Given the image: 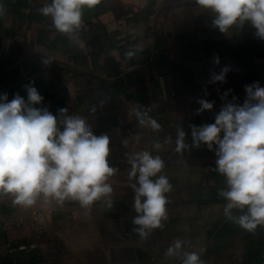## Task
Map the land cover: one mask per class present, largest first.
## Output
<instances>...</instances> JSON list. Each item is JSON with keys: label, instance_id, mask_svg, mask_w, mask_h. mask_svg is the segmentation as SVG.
Instances as JSON below:
<instances>
[{"label": "crops", "instance_id": "1", "mask_svg": "<svg viewBox=\"0 0 264 264\" xmlns=\"http://www.w3.org/2000/svg\"><path fill=\"white\" fill-rule=\"evenodd\" d=\"M51 2L0 0V97L27 101V87H35L43 99L34 107L58 121L67 109L94 135H106L112 192L90 210L71 199L45 205L42 195L26 209L0 196V264H184L191 252L203 264H264V225L249 232L225 215L221 192L229 186L217 170L219 146H196L192 136L193 126L214 124L227 105L242 107L246 87L264 88V38L251 22L221 32L216 14L196 0H101L83 9L70 38L41 13ZM201 100L212 108L200 111ZM136 111L160 127L141 125ZM179 131L186 147L177 152ZM143 151L164 162L150 179L165 176L172 186L164 194L167 218L145 237L133 224L142 215L131 187H139V173L130 177V159ZM35 211L43 212L39 234L31 227ZM246 212L234 208L231 216ZM177 240L182 247L166 255Z\"/></svg>", "mask_w": 264, "mask_h": 264}, {"label": "clouds", "instance_id": "2", "mask_svg": "<svg viewBox=\"0 0 264 264\" xmlns=\"http://www.w3.org/2000/svg\"><path fill=\"white\" fill-rule=\"evenodd\" d=\"M101 0H52L40 9L44 16H51L55 29L75 38L81 29L83 9H91ZM196 3L216 14L214 24L221 32L234 24L250 21L264 38V0H196ZM5 8L0 3V15ZM131 58L132 52L126 53ZM223 73L214 80L222 81ZM248 99L242 107L227 105L216 117L214 124L199 129L193 126L192 136L196 146L199 142L211 149L217 144V170L227 178L229 190L221 192L228 203L225 215L234 219L249 232L264 225V88L259 84L246 87ZM28 99L19 94L9 102L7 96L0 97V196L11 194L13 204L31 208L42 195L45 205L53 200L63 205L65 200L78 201L82 208L89 209L101 197L112 192L106 183L114 175L109 166V138L96 136L79 116H66L67 109H60L59 120L47 109L33 105L41 103L43 97L35 87H27ZM249 101H256L250 103ZM200 111L211 109L212 104L201 100ZM141 125L153 129L160 126L147 113L135 112ZM63 125V131L58 127ZM223 132V138L220 133ZM185 133L178 132L177 148H185ZM159 147V144L155 145ZM130 177L138 175L134 207L138 215L133 224L140 225L141 237L147 230L162 227L166 219L167 200L165 193L171 184L165 176L153 181L164 167L159 156L149 152L137 153L130 159ZM141 197H144L143 203ZM247 212L238 218L231 216L232 209ZM87 215V213H86ZM182 247L179 240L169 247L166 255H173ZM184 264H203L196 252L185 253Z\"/></svg>", "mask_w": 264, "mask_h": 264}, {"label": "built area", "instance_id": "3", "mask_svg": "<svg viewBox=\"0 0 264 264\" xmlns=\"http://www.w3.org/2000/svg\"><path fill=\"white\" fill-rule=\"evenodd\" d=\"M35 45H37V44H35ZM9 195L11 197H13L11 194H9ZM50 211H51V209H50ZM42 216H43V212L42 211H35L33 213V217H32V220H31V227H32V231H33L34 234H39L43 230V224L41 222ZM13 222H14L13 220H9L7 222L4 221V224L5 225H10Z\"/></svg>", "mask_w": 264, "mask_h": 264}]
</instances>
